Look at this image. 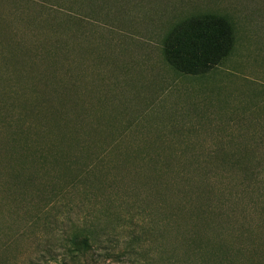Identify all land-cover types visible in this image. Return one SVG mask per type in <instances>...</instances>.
<instances>
[{
  "label": "rangeland",
  "instance_id": "obj_1",
  "mask_svg": "<svg viewBox=\"0 0 264 264\" xmlns=\"http://www.w3.org/2000/svg\"><path fill=\"white\" fill-rule=\"evenodd\" d=\"M190 14L234 29L203 76ZM0 264H264V0H0Z\"/></svg>",
  "mask_w": 264,
  "mask_h": 264
},
{
  "label": "trees",
  "instance_id": "obj_2",
  "mask_svg": "<svg viewBox=\"0 0 264 264\" xmlns=\"http://www.w3.org/2000/svg\"><path fill=\"white\" fill-rule=\"evenodd\" d=\"M234 29L224 16L188 15L171 24L162 40L166 63L177 73L203 76L231 52Z\"/></svg>",
  "mask_w": 264,
  "mask_h": 264
}]
</instances>
